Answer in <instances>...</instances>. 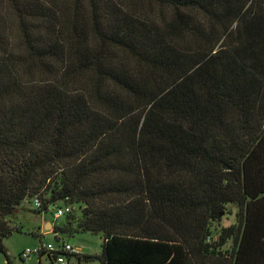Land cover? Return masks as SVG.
<instances>
[{
  "label": "trees",
  "instance_id": "1",
  "mask_svg": "<svg viewBox=\"0 0 264 264\" xmlns=\"http://www.w3.org/2000/svg\"><path fill=\"white\" fill-rule=\"evenodd\" d=\"M24 202L67 262L264 264V0H0L5 264Z\"/></svg>",
  "mask_w": 264,
  "mask_h": 264
},
{
  "label": "rangeland",
  "instance_id": "2",
  "mask_svg": "<svg viewBox=\"0 0 264 264\" xmlns=\"http://www.w3.org/2000/svg\"><path fill=\"white\" fill-rule=\"evenodd\" d=\"M231 212V216H222L220 227H228L235 224V208H228ZM36 208L33 202H24L19 210H16L15 215L7 218L11 227H19L20 232H14L9 238L3 240V246L7 251V254L13 264H50L48 257L42 256L38 259V255H30L27 260L21 261L19 255L25 249H36L40 244L47 245L52 244L57 247L59 243L64 242L71 247L78 249L82 256L84 255H99L101 252L102 239L101 237L92 235L90 233H78L73 236H60L56 241L53 234H48L43 237L33 236L42 231V220L54 221L55 224H62L63 218L58 220L52 219V212L47 214L37 215L35 214ZM73 213L78 212L77 206H74ZM53 223V222H52ZM219 229V227H218ZM52 228L47 225L44 232H51ZM40 261V263H39ZM0 264H5L3 255L0 254ZM53 264L54 260H53ZM67 264H100L99 261L84 262V260L77 261L76 257L71 256L68 258Z\"/></svg>",
  "mask_w": 264,
  "mask_h": 264
},
{
  "label": "built area",
  "instance_id": "3",
  "mask_svg": "<svg viewBox=\"0 0 264 264\" xmlns=\"http://www.w3.org/2000/svg\"><path fill=\"white\" fill-rule=\"evenodd\" d=\"M34 206L37 208V204L35 202ZM74 210L73 206H61L57 210L53 212V217L55 219H59L64 217L66 214L71 213ZM45 256L47 254H50V257L54 258V263L55 264H67V260L65 259V255H80L79 250L71 247L68 244H65L64 242H61L58 244L57 247H54L52 244H47V245H39L36 247V249L30 250V249H25L21 253V259H26L30 255H42Z\"/></svg>",
  "mask_w": 264,
  "mask_h": 264
},
{
  "label": "crops",
  "instance_id": "4",
  "mask_svg": "<svg viewBox=\"0 0 264 264\" xmlns=\"http://www.w3.org/2000/svg\"><path fill=\"white\" fill-rule=\"evenodd\" d=\"M54 217L52 216V219H53ZM54 220V219H53ZM48 224H50V227L52 228V226H53V223H51V221L49 220V221H47V220H42V231H40V232H38V234H35L37 237H43V236H45V235H48V234H53L52 232H44V230H45V227L48 225ZM79 254L81 255V253L79 252ZM25 260H27V258L26 259H23V261H25ZM39 263H40V261H39Z\"/></svg>",
  "mask_w": 264,
  "mask_h": 264
},
{
  "label": "water",
  "instance_id": "5",
  "mask_svg": "<svg viewBox=\"0 0 264 264\" xmlns=\"http://www.w3.org/2000/svg\"><path fill=\"white\" fill-rule=\"evenodd\" d=\"M54 208H55V206L54 205H51L49 209L52 212V210H54ZM48 225L50 226V224H48Z\"/></svg>",
  "mask_w": 264,
  "mask_h": 264
}]
</instances>
